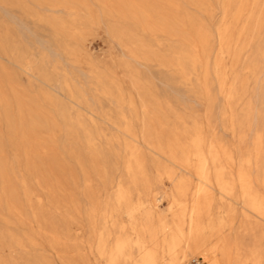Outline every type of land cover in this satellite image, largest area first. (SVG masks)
<instances>
[{"label": "rangeland", "instance_id": "rangeland-1", "mask_svg": "<svg viewBox=\"0 0 264 264\" xmlns=\"http://www.w3.org/2000/svg\"><path fill=\"white\" fill-rule=\"evenodd\" d=\"M195 210L264 264V0H0V264H138Z\"/></svg>", "mask_w": 264, "mask_h": 264}, {"label": "bare ground", "instance_id": "bare-ground-1", "mask_svg": "<svg viewBox=\"0 0 264 264\" xmlns=\"http://www.w3.org/2000/svg\"><path fill=\"white\" fill-rule=\"evenodd\" d=\"M200 173L204 181L209 180V176L206 173L205 158L201 161ZM205 191V188L201 186L197 189L196 194L200 196ZM204 197L206 198L205 195ZM197 207L199 206L197 205ZM203 216L204 212L195 210L190 213L188 220L186 219L184 222L174 219L169 226V235H166L163 239L165 244L162 245L160 242H157L154 248L146 250L140 261H138V264H187L188 253H201L205 257L203 264L235 263L236 259L233 261L232 248L227 243L226 238L220 239L214 245H209L205 234Z\"/></svg>", "mask_w": 264, "mask_h": 264}, {"label": "built area", "instance_id": "built-area-1", "mask_svg": "<svg viewBox=\"0 0 264 264\" xmlns=\"http://www.w3.org/2000/svg\"><path fill=\"white\" fill-rule=\"evenodd\" d=\"M191 264H202L201 261L199 259H193Z\"/></svg>", "mask_w": 264, "mask_h": 264}]
</instances>
